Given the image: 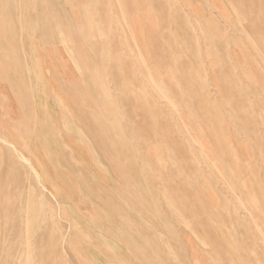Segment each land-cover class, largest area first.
Masks as SVG:
<instances>
[{
  "label": "rangeland",
  "instance_id": "1",
  "mask_svg": "<svg viewBox=\"0 0 264 264\" xmlns=\"http://www.w3.org/2000/svg\"><path fill=\"white\" fill-rule=\"evenodd\" d=\"M0 264H264V0H0Z\"/></svg>",
  "mask_w": 264,
  "mask_h": 264
}]
</instances>
